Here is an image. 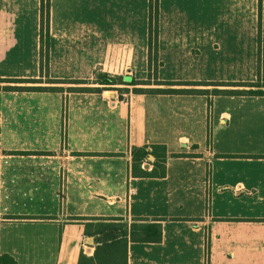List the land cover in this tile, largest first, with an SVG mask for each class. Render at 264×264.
Listing matches in <instances>:
<instances>
[{
  "label": "crops",
  "instance_id": "obj_1",
  "mask_svg": "<svg viewBox=\"0 0 264 264\" xmlns=\"http://www.w3.org/2000/svg\"><path fill=\"white\" fill-rule=\"evenodd\" d=\"M149 4L48 0L56 90L1 96L0 258L78 264L81 254L94 256L96 239L112 234L119 237L104 242V252L117 253L121 242V256L106 264H264V110H242L264 96H215L212 86L120 96L123 85L69 84L92 83L98 72L147 84L125 75L215 69L216 51L194 48L197 24L239 21L250 7L258 24V0H205L207 15L160 1L165 41L153 56ZM18 18L39 31L40 0H0V42ZM203 36L216 44V29ZM4 45L0 61L11 48ZM142 147L165 155L159 168L155 159L140 166L155 177L132 174V150ZM149 225L160 228L159 241L144 240Z\"/></svg>",
  "mask_w": 264,
  "mask_h": 264
},
{
  "label": "rangeland",
  "instance_id": "obj_2",
  "mask_svg": "<svg viewBox=\"0 0 264 264\" xmlns=\"http://www.w3.org/2000/svg\"><path fill=\"white\" fill-rule=\"evenodd\" d=\"M151 1V0H150ZM160 1L170 2L175 1L186 8L188 11L198 10L205 13V9L200 6L205 0H156L148 5L149 14L153 15L150 24V36L149 48L152 55L163 45L165 40H160L161 23L158 22ZM250 6H252L254 0H249ZM156 2V3H155ZM200 4V5H199ZM202 9V10H201ZM185 10V9H183ZM150 15V16H151ZM31 19V17H27ZM32 20V19H31ZM11 23V30L4 36L0 42V47L9 46V52L6 54L5 59L0 61V79L6 80H37L41 84H12V83H0V109L2 107L1 96L4 93L5 87H40V88H53L54 84H48L52 81L50 72L48 71V31L40 35L38 31V24L32 21L21 23V19L15 20ZM111 27H117L118 24H110ZM140 24H138L139 27ZM201 35L194 41V48H201L206 50L216 51V68L215 69H202L196 68L193 71H179V72H161L159 70L148 71H136L126 73L125 76L132 77L134 79H146L148 82L146 86L127 87L122 86L118 89V95H125L132 93L134 88L142 90H184L195 91L206 90L204 88H196L200 86H183L187 84H207L206 79L210 80L212 84H237V87H214L212 90H229V91H246L249 90V84L258 86H264V29H258L257 19L252 12L251 7L247 16H244L239 21H217L216 24H197ZM40 28V27H39ZM216 29V44L208 43V39L203 36L204 32L212 31ZM139 30V29H138ZM140 40L138 39V42ZM38 48V49H37ZM26 67L25 70H16L19 66ZM28 67V68H27ZM156 67V66H155ZM154 67V68H155ZM203 67V65H201ZM172 74V75H168ZM173 76L181 81L176 83L179 86H157L159 80L162 78H168ZM191 79L200 80V82L187 81ZM214 87V88H213ZM216 96V95H215ZM218 96V95H217ZM224 96V95H219ZM241 97V96H238ZM121 98V97H120ZM241 105L237 108L240 109ZM264 110V103H255L253 101H244L242 110L258 109ZM236 109V110H237ZM260 109V110H261Z\"/></svg>",
  "mask_w": 264,
  "mask_h": 264
},
{
  "label": "trees",
  "instance_id": "obj_3",
  "mask_svg": "<svg viewBox=\"0 0 264 264\" xmlns=\"http://www.w3.org/2000/svg\"><path fill=\"white\" fill-rule=\"evenodd\" d=\"M156 1V0H154ZM153 0L150 1V5ZM156 3V2H155ZM151 24V23H150ZM48 0H40V28L39 33L40 35H43L44 32L48 31ZM258 29H264V0H258ZM48 44V42H47ZM150 45V44H149ZM0 83H12V84H41V82L37 80H6V79H0ZM48 84H54L53 82H49ZM69 84H94V85H100L104 87L114 86V85H125L129 87H135L139 85H147L142 84L137 81H130V82H124L121 77L118 76H111L105 73H96L94 76V80L92 83L89 82H69ZM179 86L176 84H169V83H162L158 82L157 86ZM183 86H214V87H237L239 85L237 84H187ZM249 88V90L246 91H220L215 90L213 93L214 95H224V96H243V97H262L264 96V86H258L254 84H249V86H246ZM4 91L9 92H48V91H55L56 88H40V87H5L3 88ZM88 89H83V91H87ZM94 91H99V89H94ZM133 94H153V95H160V94H200L202 91H184V90H142V89H136L134 88L132 90ZM156 147L151 148V150L148 149V147H142V148H134L132 150V174L135 176H141V177H155L156 172L153 170L151 173L142 172L139 171L140 166L143 162H148L149 159L152 157L155 159V162H153L154 168H159V163L157 162L158 159H164L165 155L162 154L161 157H159L156 153ZM143 232L146 233L147 237L144 238V240L157 242L161 238V231L160 228L157 225H149L142 228ZM102 233V232H101ZM119 235H104L101 238L96 239V242L100 244L101 246L96 247V251L94 253V256L92 258H86L83 254L79 257L78 264H106L112 262L113 259L118 258L121 256V242H117L118 244L117 253L109 252L105 254L104 250V242L108 240H115L118 239ZM123 239V238H122ZM111 247V246H110ZM124 258L126 257V251H123ZM0 264H15V262L9 258V257H1L0 258Z\"/></svg>",
  "mask_w": 264,
  "mask_h": 264
},
{
  "label": "water",
  "instance_id": "obj_4",
  "mask_svg": "<svg viewBox=\"0 0 264 264\" xmlns=\"http://www.w3.org/2000/svg\"><path fill=\"white\" fill-rule=\"evenodd\" d=\"M125 81L128 82L129 79L127 78ZM149 160L152 161L153 158L151 157ZM87 243H89L90 245H92V244H93V240H92L91 238H89V239L87 240Z\"/></svg>",
  "mask_w": 264,
  "mask_h": 264
}]
</instances>
